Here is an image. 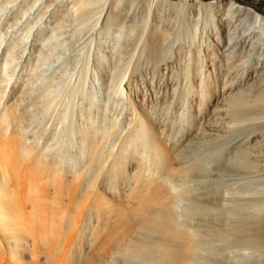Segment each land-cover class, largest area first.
Masks as SVG:
<instances>
[{"label": "rangeland", "instance_id": "rangeland-1", "mask_svg": "<svg viewBox=\"0 0 264 264\" xmlns=\"http://www.w3.org/2000/svg\"><path fill=\"white\" fill-rule=\"evenodd\" d=\"M231 1L264 14L0 0V264H264V37Z\"/></svg>", "mask_w": 264, "mask_h": 264}, {"label": "bare ground", "instance_id": "bare-ground-1", "mask_svg": "<svg viewBox=\"0 0 264 264\" xmlns=\"http://www.w3.org/2000/svg\"><path fill=\"white\" fill-rule=\"evenodd\" d=\"M230 8L232 11L239 13L242 16V19L246 21L247 23H250L254 28L258 29L261 36L264 37V14H261L254 10L252 7L249 6H243L236 2H229ZM199 6L204 8H209L212 6L211 3L207 4H201L199 3ZM7 123L6 118L4 120H0V127H4ZM4 192L3 188L0 186V194ZM1 201V198H0ZM2 205L0 204V225L7 223V215L2 211Z\"/></svg>", "mask_w": 264, "mask_h": 264}, {"label": "crops", "instance_id": "crops-1", "mask_svg": "<svg viewBox=\"0 0 264 264\" xmlns=\"http://www.w3.org/2000/svg\"><path fill=\"white\" fill-rule=\"evenodd\" d=\"M244 3H249L251 5H256V6H259L261 7L262 10H264V6H263V3L261 2H258L257 0H242Z\"/></svg>", "mask_w": 264, "mask_h": 264}, {"label": "built area", "instance_id": "built-area-1", "mask_svg": "<svg viewBox=\"0 0 264 264\" xmlns=\"http://www.w3.org/2000/svg\"><path fill=\"white\" fill-rule=\"evenodd\" d=\"M257 1L263 3V6H264V0H257Z\"/></svg>", "mask_w": 264, "mask_h": 264}, {"label": "water", "instance_id": "water-1", "mask_svg": "<svg viewBox=\"0 0 264 264\" xmlns=\"http://www.w3.org/2000/svg\"><path fill=\"white\" fill-rule=\"evenodd\" d=\"M263 11V13H264V10H262Z\"/></svg>", "mask_w": 264, "mask_h": 264}, {"label": "trees", "instance_id": "trees-1", "mask_svg": "<svg viewBox=\"0 0 264 264\" xmlns=\"http://www.w3.org/2000/svg\"><path fill=\"white\" fill-rule=\"evenodd\" d=\"M242 1V0H241Z\"/></svg>", "mask_w": 264, "mask_h": 264}]
</instances>
